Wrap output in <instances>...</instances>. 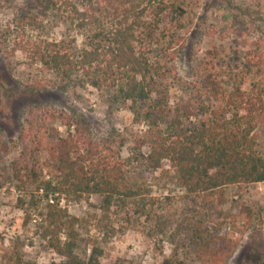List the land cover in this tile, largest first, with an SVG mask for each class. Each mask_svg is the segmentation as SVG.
<instances>
[{
	"label": "trees",
	"instance_id": "trees-1",
	"mask_svg": "<svg viewBox=\"0 0 264 264\" xmlns=\"http://www.w3.org/2000/svg\"><path fill=\"white\" fill-rule=\"evenodd\" d=\"M26 1L31 10L19 18L23 28L44 31L58 23L83 38L80 49L76 36L33 42V58L63 91L89 85L107 93L110 108L133 113L146 126L133 137L136 158L147 170L169 161L186 195L205 201L202 210L179 216L151 200L157 232L168 233L174 224L171 238L179 239L177 252L164 264H190L187 258L228 264L239 242L223 232L224 222L215 221L226 216L222 205L228 188L264 183V155L258 150L264 90L256 97L240 87L228 91L217 78L200 73L187 80L157 58L161 24L181 11L176 0ZM173 89L180 93L177 101ZM61 118L68 135L30 121L21 136L22 152L10 167L21 193L18 207L43 246L63 258L53 264H101L103 248L82 235L80 218L63 200L97 195L110 212L138 194L128 186L125 162L110 141L89 137L82 118ZM2 177L0 169V188ZM248 211L243 206L242 213Z\"/></svg>",
	"mask_w": 264,
	"mask_h": 264
},
{
	"label": "rangeland",
	"instance_id": "rangeland-1",
	"mask_svg": "<svg viewBox=\"0 0 264 264\" xmlns=\"http://www.w3.org/2000/svg\"><path fill=\"white\" fill-rule=\"evenodd\" d=\"M176 3L181 11L170 14L158 32L157 58L187 80L200 73L217 78L228 91L240 87L256 97L264 90V0ZM30 10L26 0H0V264H53L63 259L43 246L33 224L25 225V213L18 207L21 193L14 188L10 167L22 152L21 136L30 121L68 135L61 118L66 115L82 118L92 139L112 143L125 162L128 186L138 194L110 212L102 209L97 195L63 200L80 218L82 235L97 239L103 248L101 264H164L177 252L179 239L172 241L174 224L168 233L157 232L151 200L157 198L158 207L179 216L202 210L205 201L186 195L169 161L158 170H147L136 158L133 137L143 134L146 126L133 113L110 108L107 93L92 86L69 91L59 87L56 77L31 55L32 43L76 36L80 49L83 38L58 23L44 31L23 28L19 18ZM172 96L177 101L179 91L173 89ZM258 134V150L264 155V125ZM222 207L226 216L215 223L224 222L223 232L239 242L228 264H264V183L228 188Z\"/></svg>",
	"mask_w": 264,
	"mask_h": 264
}]
</instances>
